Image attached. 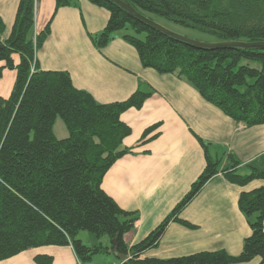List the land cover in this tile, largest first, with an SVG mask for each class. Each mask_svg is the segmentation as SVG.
Masks as SVG:
<instances>
[{
    "label": "trees",
    "instance_id": "1",
    "mask_svg": "<svg viewBox=\"0 0 264 264\" xmlns=\"http://www.w3.org/2000/svg\"><path fill=\"white\" fill-rule=\"evenodd\" d=\"M104 8L109 19L102 31L91 36L102 48L117 31L132 45L144 67L160 74L177 73L207 102L245 126L264 124V50L256 48H200L172 38L133 17L109 0H88ZM142 15H156L181 26L216 35L219 41H264V0H122ZM75 0H56L55 9ZM35 0H19L10 34L0 17V79L4 69L15 70L8 97H0V261L41 246L71 245L78 263L92 255L112 250L125 255L120 264H236L260 257L264 263V185L241 192L239 210L252 233L241 252L201 251L168 259L140 258L158 244L168 223L179 218L183 208L218 172L220 161L209 156L189 191L171 213L143 240L128 246L126 235L136 220L121 209L102 189V179L111 165L129 149L123 139L131 133L120 115L140 108L149 93L136 90L120 102L99 103L74 87L65 71H43L36 52L50 34V22L35 31ZM153 20V19H152ZM141 36H143L141 38ZM19 63L14 64L13 55ZM60 118L68 136L59 139L54 124ZM157 127H149L143 133ZM223 170L226 179L245 185L264 172L250 167L245 175L233 168ZM80 231L96 238L107 237L109 245H84ZM34 264H53V257L38 254Z\"/></svg>",
    "mask_w": 264,
    "mask_h": 264
},
{
    "label": "crops",
    "instance_id": "2",
    "mask_svg": "<svg viewBox=\"0 0 264 264\" xmlns=\"http://www.w3.org/2000/svg\"><path fill=\"white\" fill-rule=\"evenodd\" d=\"M18 3L0 0L5 38ZM55 5L56 0H35V31L50 22V34L36 52L40 70L67 72L75 88L90 93L99 103L124 101L136 90L150 94L140 108L121 113V121L131 129L122 142L129 152L118 158L102 179V189L136 218L125 237L128 246L146 238L189 191L206 165L204 144L209 156L220 163L218 172L179 214L194 228L170 221L158 244L142 252L140 258L168 259L218 250L238 255L244 239L252 233L239 210L238 197L263 186L264 180L255 178L238 185L229 182L223 170L235 166L241 175L248 174L250 167L264 172V124L247 127L236 122L177 73L160 74L144 67L136 49L123 39L124 31L115 32L106 46L97 48L90 37L99 34L109 19L104 8L88 0H75L57 10ZM12 57L18 64V54ZM15 78V70H3L0 97L9 96ZM154 125L157 127L144 138L145 130ZM56 137L66 138L65 132ZM38 254L51 255L53 264L79 262L72 246L67 245L32 248L0 264H34ZM107 254L118 259L112 250ZM108 261L106 264L121 263L120 259ZM236 264L264 263L254 257Z\"/></svg>",
    "mask_w": 264,
    "mask_h": 264
},
{
    "label": "rangeland",
    "instance_id": "3",
    "mask_svg": "<svg viewBox=\"0 0 264 264\" xmlns=\"http://www.w3.org/2000/svg\"><path fill=\"white\" fill-rule=\"evenodd\" d=\"M150 16L153 19V21H155L156 23L160 24L161 26L165 27L166 29L180 36H183V37H186L192 40H197L200 42H205V43L219 42V39L216 35L204 33L199 30L181 26L179 24H176L172 21L166 20L156 15H150ZM124 32L132 33L130 29ZM142 37L143 36H141V38ZM53 130L56 136H60L63 132H65L66 137L68 136V131L63 121L60 118H57L54 124ZM91 236L93 237V240ZM77 238L80 239L84 245H87L89 247L93 245H98L99 243L104 246L109 245V241L104 240V239H107L106 237H101L98 239L92 233L87 232V231H80L77 235ZM108 259L115 261V262H119V259L114 258L110 254L98 252V253L93 254L91 260L87 261L85 264H106L107 262H109Z\"/></svg>",
    "mask_w": 264,
    "mask_h": 264
},
{
    "label": "water",
    "instance_id": "4",
    "mask_svg": "<svg viewBox=\"0 0 264 264\" xmlns=\"http://www.w3.org/2000/svg\"><path fill=\"white\" fill-rule=\"evenodd\" d=\"M109 1L115 3L116 5L121 7L123 10L128 12L133 17H135V18L143 21L144 23L156 28L157 30L161 31L162 33H164V34H166L172 38H175L179 41H182L184 43L194 45L196 47L210 48V49L235 47V48H246V49L247 48H256V49L264 50V41L252 42V43H247V42H243V41H219V42H215V43H205V42H200L197 40H192V39L180 36L176 33H173L172 31L166 29L165 27L156 23L152 19H149L148 17L142 15L140 12L136 11L131 5H129L128 3H126L122 0H109ZM116 256L120 260L126 259L125 255H116Z\"/></svg>",
    "mask_w": 264,
    "mask_h": 264
}]
</instances>
